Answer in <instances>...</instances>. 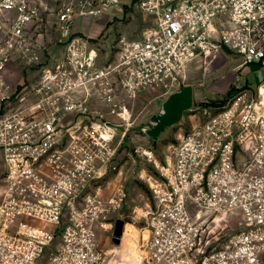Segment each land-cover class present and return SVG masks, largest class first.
Segmentation results:
<instances>
[{
    "label": "built area",
    "instance_id": "2783aa9c",
    "mask_svg": "<svg viewBox=\"0 0 264 264\" xmlns=\"http://www.w3.org/2000/svg\"><path fill=\"white\" fill-rule=\"evenodd\" d=\"M133 2L150 25L99 64L78 24ZM48 32L57 39L45 42ZM225 49L264 64V0H0V264H107L96 229L127 199L123 151L110 163L107 121L77 116L91 93L117 113L124 97L180 86L196 58ZM11 65L37 68L36 83L13 84ZM190 112L198 123L161 159L135 149L133 177L152 199L137 264H264V78ZM219 215L239 216V228L201 251Z\"/></svg>",
    "mask_w": 264,
    "mask_h": 264
},
{
    "label": "rangeland",
    "instance_id": "374dc122",
    "mask_svg": "<svg viewBox=\"0 0 264 264\" xmlns=\"http://www.w3.org/2000/svg\"><path fill=\"white\" fill-rule=\"evenodd\" d=\"M151 19V16L145 14L134 2L131 5L125 3L121 8L111 10L106 16L85 20L81 24L83 29L78 34L93 41L98 48L99 64H104L115 59L116 44L121 37L128 39L141 37L143 31L150 25ZM44 37L45 42H50L57 39L58 33L48 32ZM52 49L54 46L49 44L45 49L44 57H47ZM29 68L25 72H28L30 76L37 73V68L33 66ZM263 78L264 64L244 65L240 55L225 49L217 54L196 58L180 86L153 88L133 99L124 97L122 100L124 109L117 113L109 112L108 106H104L103 110L81 113L77 116V120L107 121L110 127L108 130L112 136L109 147L115 152V157L110 163L113 161L115 164L121 154L124 156V176L121 182L124 184L127 199L121 207L112 208L105 212V215L100 216L99 220L102 221L96 229L100 246L109 254L107 264H137L138 255L142 250L140 248L142 240L148 236L145 214L149 209L148 204H152V199L147 186L133 177L134 171L139 167V160L142 159L135 149L140 148L141 155L145 150H153L161 159L167 146L174 142L181 132L189 130L199 121L190 111H187L181 121L167 127L156 140H153L143 131V127L149 124L150 116L160 111L167 96L182 86L193 87V106H197L225 99L229 93L244 85L247 79L249 84L256 88ZM25 83L31 88L36 80L26 78ZM33 96L32 92L30 98ZM121 140H123L122 143ZM3 174L4 166L0 151V180ZM109 180V194H111L119 184L117 174L110 172ZM119 219L124 221V227L120 240L116 242L114 228ZM239 219V216L235 215L216 216L203 231L200 250L209 251L217 246L226 234L237 231ZM124 257L128 259V262Z\"/></svg>",
    "mask_w": 264,
    "mask_h": 264
},
{
    "label": "water",
    "instance_id": "95a60500",
    "mask_svg": "<svg viewBox=\"0 0 264 264\" xmlns=\"http://www.w3.org/2000/svg\"><path fill=\"white\" fill-rule=\"evenodd\" d=\"M194 105V89L191 85L180 87L172 92L162 103L160 111L152 114L149 124L143 127V131L153 140H156L167 127L173 126L182 120L184 113L192 110ZM124 221H116L114 238L118 242L123 233Z\"/></svg>",
    "mask_w": 264,
    "mask_h": 264
},
{
    "label": "flooded vegetation",
    "instance_id": "af4514ba",
    "mask_svg": "<svg viewBox=\"0 0 264 264\" xmlns=\"http://www.w3.org/2000/svg\"><path fill=\"white\" fill-rule=\"evenodd\" d=\"M104 106H108L106 103H104L103 101L99 100L93 93L90 94V96L87 98L86 101V107L87 110L91 113L94 111H98V110H103ZM99 107V109H97ZM88 123L92 122V120H87ZM71 132V131H69ZM71 143V139L70 138H66L63 139V142L61 144V147H65L66 144Z\"/></svg>",
    "mask_w": 264,
    "mask_h": 264
},
{
    "label": "crops",
    "instance_id": "0c3cea01",
    "mask_svg": "<svg viewBox=\"0 0 264 264\" xmlns=\"http://www.w3.org/2000/svg\"><path fill=\"white\" fill-rule=\"evenodd\" d=\"M82 23L78 24L81 26ZM8 76L10 77V81L13 84H21L23 83L26 78L28 79L29 77V73L25 72V71H21V69L19 67H17V65H11L10 68L7 71ZM249 83L248 79L247 81H244V83Z\"/></svg>",
    "mask_w": 264,
    "mask_h": 264
},
{
    "label": "trees",
    "instance_id": "16d2710c",
    "mask_svg": "<svg viewBox=\"0 0 264 264\" xmlns=\"http://www.w3.org/2000/svg\"><path fill=\"white\" fill-rule=\"evenodd\" d=\"M212 103H214V104L221 103V101H213Z\"/></svg>",
    "mask_w": 264,
    "mask_h": 264
},
{
    "label": "bare ground",
    "instance_id": "6f19581e",
    "mask_svg": "<svg viewBox=\"0 0 264 264\" xmlns=\"http://www.w3.org/2000/svg\"><path fill=\"white\" fill-rule=\"evenodd\" d=\"M125 258V257H124ZM125 260L128 262V259L125 258Z\"/></svg>",
    "mask_w": 264,
    "mask_h": 264
}]
</instances>
